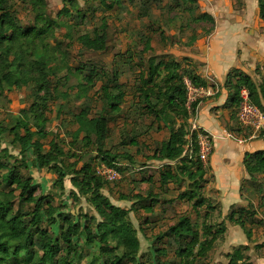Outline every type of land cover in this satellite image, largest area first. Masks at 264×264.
I'll return each mask as SVG.
<instances>
[{
	"label": "rangeland",
	"instance_id": "rangeland-1",
	"mask_svg": "<svg viewBox=\"0 0 264 264\" xmlns=\"http://www.w3.org/2000/svg\"><path fill=\"white\" fill-rule=\"evenodd\" d=\"M198 1L197 6L183 0H122L114 9L108 10L101 5L100 0H77L78 12L74 10L68 16H59L58 12L66 5L67 0H47L48 14L59 21V27L50 31L47 40L52 45L55 44L56 39L62 42L61 54L64 58L62 61L59 59L60 61L47 63L52 71H57L62 66L63 69L59 70L57 78L51 77L46 84L44 83V86L49 84L54 86L57 81L60 90L52 99H48L50 110L47 112L49 121L46 130L50 137L45 141V150L48 149L49 140L56 138L65 149V154L60 160L68 175L64 178L63 184L57 183L58 177L54 171L48 167H39L34 148L31 147L25 156L21 155L20 145L14 141V135L9 132L2 135L1 146L8 148L11 156H0V162L11 165L18 159L15 174L23 178H34L37 197L44 196L47 201L59 208V213L79 222L83 227L89 223L97 231L99 220L97 218L89 220L95 213L91 195L78 192L73 182L81 177V174L75 171L76 166L94 162V159L100 158L101 155L94 151V145H86L81 137L73 143V133L77 127L73 116L85 108L89 109L91 115L106 113L110 117V136L104 150L110 154V158L111 155H119L116 163L122 177L116 182H104L102 192L109 195L114 203L118 202L117 199H121V196L131 197V200L122 199L123 201L118 202L128 208L132 206L131 201L136 199L134 195L138 194L137 192L145 196H149L151 192L154 197H159V194L162 196L152 201L155 202L152 213L149 210L145 211L144 201L136 203L138 209L131 210L130 220L137 228L141 241L137 264H185V262L186 264H228L226 250L235 247H230V240L239 247L249 246L246 254H252L249 255L250 260L254 258L252 264H264V198L260 194L257 193L253 198L254 201L247 204L257 212L254 218L246 217L248 228L252 230V237L248 238L241 226L228 220V214L225 215L220 210V205L213 199L218 191L214 185L206 184L215 182L213 174L209 171V159L205 164L209 175L204 186V194L215 202L213 204H216L217 209L207 215V207L195 211L191 202L179 199L178 195L186 189L188 180L170 181L165 186L162 185V173L175 169L176 162L163 163L152 158L156 147L169 137L170 128L169 125L155 120L154 114L143 116L142 113L146 98L139 96L141 92L139 88L142 86L143 76L145 78L148 75L149 58L156 57L157 62L175 58L185 67L191 65L192 61L197 65L195 59L186 54V48L191 45V37L194 33L197 34L198 39L199 34L209 33L215 24L197 22L195 18L203 11H207L212 13L215 19H221L222 16L237 14L245 7L237 5L236 0ZM8 2L23 26L34 24L36 13L30 0H8ZM103 18L109 24L107 50L100 52L83 50L77 39L78 36L100 29ZM148 45L151 49H147ZM82 67L84 72L80 75L83 77L90 74L94 79V85L90 93L81 99L77 97L78 79L73 72ZM68 69H72V73ZM263 79V75L255 76L259 84ZM155 80L165 89L166 86L161 82V78ZM155 80L153 83L156 82ZM41 84L43 80L38 77L23 88H15L0 95V123L9 128L13 127L24 111H29L33 103L44 101L43 97L53 95L52 90L48 91ZM103 86H110V91L114 93L125 92L121 102L123 111L118 114L111 111L102 97ZM67 91L69 97L65 98L63 94ZM163 96L160 97V105L164 102ZM226 108L232 122L224 126L226 130H220L223 136L221 138L227 141L234 140L240 145L249 143L250 146H261V144L264 146V132H257L256 136H253L255 133L253 130L240 125L235 107L227 104ZM182 119H184L183 114L178 116V124ZM186 125L189 129V119ZM204 132L209 134L218 152L220 146L218 136L208 131ZM134 138L139 141V148L130 143ZM258 140L262 143L258 144ZM128 156L131 158H127ZM22 160L25 161L26 166L20 164ZM5 171L2 169L0 173ZM262 180L261 175L254 180L250 179L254 185L251 189L257 192V184L259 185ZM1 188L10 189V186L3 183ZM251 189L248 188L246 193L248 194ZM249 195L252 196V192ZM149 199L151 200L152 197L149 196L145 203H149ZM33 209L34 205L25 203L19 197L13 200V212L25 214L27 221H30L29 214ZM46 210L47 206L43 211L40 226L47 231L50 239L60 242L61 234L67 225L61 219H57L56 222L51 221ZM182 215L190 216L195 228L200 232L201 240L207 237L210 241L216 234L217 237L212 242L211 249L206 252V257L202 255L201 258L199 256L182 258L178 255L179 249L184 248L188 240L178 242L170 233V227L178 222ZM85 216H88L87 220ZM223 226H226L224 231L218 232ZM210 227H212L211 232ZM82 230L83 232L76 237L73 248L67 249L65 243L61 244V251L53 264H111L114 256L121 254V250L116 249L114 241H110L105 247H101L98 242L89 244L86 241L84 228ZM34 243L29 251L22 252L21 256L24 258L22 264H28L35 252L42 254L43 241L39 234H35ZM199 248V244L195 245V252ZM163 250L166 251L165 254H161Z\"/></svg>",
	"mask_w": 264,
	"mask_h": 264
},
{
	"label": "trees",
	"instance_id": "trees-1",
	"mask_svg": "<svg viewBox=\"0 0 264 264\" xmlns=\"http://www.w3.org/2000/svg\"><path fill=\"white\" fill-rule=\"evenodd\" d=\"M30 1L36 13L35 22L33 25L23 26L12 12L8 0H0V95L15 88H23L38 77L43 80L41 86L46 87L48 91L52 90L53 95L43 97L44 101L33 103L29 111H24L13 127L9 128L0 123V156H11L8 148H2L1 144L2 135L6 132L12 133L14 141L20 145L19 153L25 156L26 152L33 147L39 167H48L54 171L58 177L57 183L63 184L68 173L64 170L60 157L65 154V149L53 137L48 142V149L45 150V141L50 137L46 130V124L49 121L47 112L50 110L48 99H52L60 90L57 81L54 86L51 84L49 86L44 85L51 77L57 78L59 70L63 69L62 66L59 70L52 71L47 63L49 61H62L64 58L61 54L62 42L56 39L55 44L52 45L47 39L50 31L59 27V21L48 14L47 0ZM121 1L100 0L101 5L108 10L114 9L117 3H121ZM183 1L192 5H199L198 0ZM67 3L58 12L59 16H68L74 10L79 11L77 0H67ZM236 3L239 6L244 5L243 0H236ZM259 6L260 17L264 21V0H259ZM195 20L212 24L216 22L214 15L207 11L200 13ZM108 29L109 24L103 18L100 29L80 34L77 39L82 49L94 52L106 51L109 40ZM196 40L197 34L194 33L191 37V43ZM147 49H151V46L148 45ZM192 63L193 61L191 65L185 67L180 60L175 58L157 62L156 57H150L148 75L142 78L139 96L146 98L145 109L142 111L143 116L154 114L155 120L169 125L170 128L169 137L162 141L152 154L153 159L176 162L177 164L175 169L162 173V185H166L170 181L188 180L186 189L178 195L179 199L191 202L195 211L207 207L208 215L210 211L216 210L217 206L204 194L207 168L199 158L198 146L194 144L192 151L188 147V128L186 125L188 119L190 120L191 115L198 109L200 101L194 103L192 113H190L186 106L188 90L184 78L188 77L195 86H207V82L195 71L194 63ZM83 70L84 67L73 72L78 79L77 97L81 99L90 93L91 87L94 85V79L90 74L83 75V77L80 75L84 72ZM68 71L72 73V69H68ZM160 78L166 86L165 89L161 87L159 81L155 80ZM154 80L155 83H153ZM225 85L230 92L227 104L235 107L237 111L241 102V92L244 88L248 89L251 101L264 110V79L259 84L251 75L239 69H233L228 74ZM124 93V91L114 93L110 91V86H103L102 97L112 112L118 114L124 110L121 106ZM161 95H164L162 105H160ZM63 96L69 97L68 91ZM182 114L184 119L178 124V116ZM73 121L77 124L73 133V143L81 137L86 145H94V151L101 155L100 158L94 159V162L76 166L77 170L75 171L81 174V177L73 182L75 188H78V192L91 195L90 199L93 202L95 213L89 220H95V218L99 220L97 231L89 223L83 227L79 222L59 213V208L47 201L44 196L37 197L34 178H23L15 174L18 159L15 164L11 165L0 162V170H6L0 173V264H22L24 258L21 254L34 246L35 234H39L43 241V252L42 254L35 252L28 264H53L61 251V244L65 243L67 249L73 248L76 237L83 232V228L86 232V241L89 244L98 242L101 247H105L110 241L116 243V249L121 250V254L114 256L111 264L138 263L141 241L137 228L130 220L131 210L138 209L136 203L144 201L143 208L152 213L155 205V202L152 201L158 199L151 192L149 196L152 199H149V203H145L149 196L139 193L134 195L136 201L132 203L130 208L115 204L109 195L102 192L104 182H111L97 173V167L102 163L119 170L116 163L119 155H111L112 158H110V154L104 150L105 143L110 136V117L106 113L91 115L89 109L85 108L74 114ZM130 143L139 146V141L135 138L131 139ZM127 158H131V156ZM20 164L26 166L24 160ZM244 164L251 180L257 178L258 175L263 177L262 182L257 184L256 195L258 193L264 198V150L246 152ZM3 183H7L10 189L1 188ZM18 197L25 203L34 205L33 211L29 214L31 216L30 221H27L25 214L13 212V200ZM121 199L131 200V197L125 195L121 196ZM46 206V213L51 221L56 222L57 219H61L67 225L61 234L60 242L50 239L47 231L40 226ZM256 214V210L247 205L233 207L228 214V220L241 226L248 238H251L252 230L248 228L246 217L254 218ZM85 219L87 220L88 216H85ZM225 228L226 226H223L218 232L224 231ZM209 231H212V227L209 228ZM170 233L175 236L178 242L188 240V244L178 251V255L182 258L188 256L201 258L202 255L206 257V252L211 249L212 242L217 237L215 234L210 241L207 237L201 240L200 232L195 228L190 216L187 215L180 216L178 222L170 227ZM197 244L200 248L195 252V245ZM248 249L249 246L238 247L227 253L228 264H252L249 255L246 254ZM165 252L163 250L161 254H165Z\"/></svg>",
	"mask_w": 264,
	"mask_h": 264
},
{
	"label": "crops",
	"instance_id": "crops-1",
	"mask_svg": "<svg viewBox=\"0 0 264 264\" xmlns=\"http://www.w3.org/2000/svg\"><path fill=\"white\" fill-rule=\"evenodd\" d=\"M243 1L245 7L242 11L222 16L221 19L216 18L214 28L209 33L199 34V38L186 48V54L197 63H194L193 68L212 91L211 95L200 101L197 121L202 130L218 136L220 142L219 151L217 152V147L214 146L209 158L208 167L215 182L206 184L214 185L218 191L216 197H212L225 215L229 214L233 207L246 206L254 201L256 190L251 189L254 185L245 167L244 155L246 152L264 150L261 140L257 141L261 146H250L249 143L240 145L234 140L221 138L223 136L220 132L226 130L224 126L232 122L226 108L230 93L225 85L228 74L233 69H239L253 78L260 75L264 77V21L260 17L259 0ZM160 161L168 163L166 160ZM209 171L207 168V175ZM248 188L251 189L249 193L252 192L253 197L246 193ZM161 197L159 194L157 199ZM207 197L210 199L208 195ZM134 201L136 200L131 201V204ZM118 202L115 204L122 206ZM232 243L230 240V247H235L226 250L227 253L239 247ZM253 260L254 258L251 259Z\"/></svg>",
	"mask_w": 264,
	"mask_h": 264
},
{
	"label": "built area",
	"instance_id": "built-area-1",
	"mask_svg": "<svg viewBox=\"0 0 264 264\" xmlns=\"http://www.w3.org/2000/svg\"><path fill=\"white\" fill-rule=\"evenodd\" d=\"M184 81L188 90L186 106L189 112L192 113L194 103L211 95L212 91L207 86H195L188 77H185ZM237 116L242 127L250 128L255 132L253 136H256L257 132H264V110L251 101L249 91L246 88L241 92V102L238 107ZM197 119V112H195L189 120L188 147L192 151L194 144H196L198 146L199 158L206 164L214 150V146L211 137L200 128ZM228 135L232 136L230 133ZM97 173L110 182H116L122 177L121 172L116 167L106 163H102L97 167Z\"/></svg>",
	"mask_w": 264,
	"mask_h": 264
}]
</instances>
